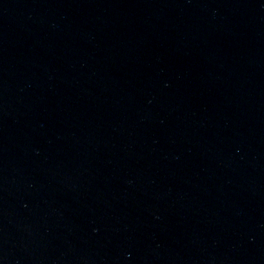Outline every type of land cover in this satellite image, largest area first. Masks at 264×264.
<instances>
[{
  "label": "water",
  "instance_id": "1",
  "mask_svg": "<svg viewBox=\"0 0 264 264\" xmlns=\"http://www.w3.org/2000/svg\"><path fill=\"white\" fill-rule=\"evenodd\" d=\"M0 264H264V0H0Z\"/></svg>",
  "mask_w": 264,
  "mask_h": 264
}]
</instances>
